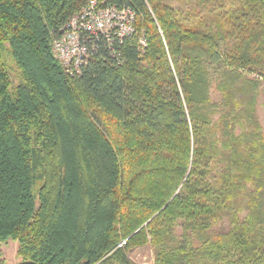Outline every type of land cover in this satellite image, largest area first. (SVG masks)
<instances>
[{"label": "trees", "instance_id": "1", "mask_svg": "<svg viewBox=\"0 0 264 264\" xmlns=\"http://www.w3.org/2000/svg\"><path fill=\"white\" fill-rule=\"evenodd\" d=\"M87 1L0 0V245L18 264L147 245L153 264H264V0H106L146 46L114 67L101 42L70 77L51 45Z\"/></svg>", "mask_w": 264, "mask_h": 264}, {"label": "built area", "instance_id": "2", "mask_svg": "<svg viewBox=\"0 0 264 264\" xmlns=\"http://www.w3.org/2000/svg\"><path fill=\"white\" fill-rule=\"evenodd\" d=\"M137 20L131 7L88 0L61 28L52 42V54L70 77L80 75L101 42L108 47L112 65H122L119 45L137 39L140 47L146 46V40L138 37Z\"/></svg>", "mask_w": 264, "mask_h": 264}, {"label": "rangeland", "instance_id": "3", "mask_svg": "<svg viewBox=\"0 0 264 264\" xmlns=\"http://www.w3.org/2000/svg\"><path fill=\"white\" fill-rule=\"evenodd\" d=\"M255 75H250L254 77ZM260 88L257 96L256 117L264 133V79H260ZM218 95L212 92L213 102L218 101ZM17 243L9 241L6 245H0V253L5 264H18L20 259L16 255ZM129 259L134 264H153V254L150 246H144L132 250L129 253Z\"/></svg>", "mask_w": 264, "mask_h": 264}]
</instances>
